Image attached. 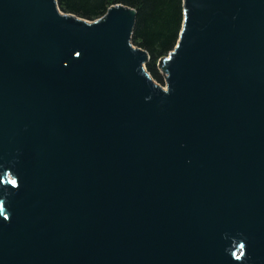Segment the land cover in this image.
I'll list each match as a JSON object with an SVG mask.
<instances>
[{
	"label": "water",
	"instance_id": "1",
	"mask_svg": "<svg viewBox=\"0 0 264 264\" xmlns=\"http://www.w3.org/2000/svg\"><path fill=\"white\" fill-rule=\"evenodd\" d=\"M165 87L56 0H0V264H264V0H183Z\"/></svg>",
	"mask_w": 264,
	"mask_h": 264
},
{
	"label": "trees",
	"instance_id": "2",
	"mask_svg": "<svg viewBox=\"0 0 264 264\" xmlns=\"http://www.w3.org/2000/svg\"><path fill=\"white\" fill-rule=\"evenodd\" d=\"M65 13L90 21L104 17L111 5L123 4L136 10L131 41L144 49L149 58L146 69L161 81L160 59L169 54L177 43L184 21L183 0H56Z\"/></svg>",
	"mask_w": 264,
	"mask_h": 264
},
{
	"label": "rangeland",
	"instance_id": "3",
	"mask_svg": "<svg viewBox=\"0 0 264 264\" xmlns=\"http://www.w3.org/2000/svg\"><path fill=\"white\" fill-rule=\"evenodd\" d=\"M135 45V44H134ZM159 71H160V74H161V77H162V80L161 81H159V80H157V79H155V78H153V80H154V82L156 83V84H158V85H160V86H163V87H165L166 85H165V80H164V78H165V72L159 67Z\"/></svg>",
	"mask_w": 264,
	"mask_h": 264
}]
</instances>
